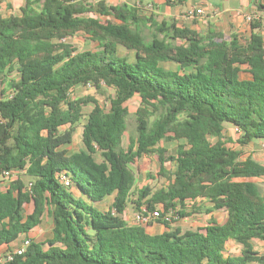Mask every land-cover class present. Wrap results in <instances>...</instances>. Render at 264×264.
<instances>
[{
	"label": "trees",
	"instance_id": "obj_1",
	"mask_svg": "<svg viewBox=\"0 0 264 264\" xmlns=\"http://www.w3.org/2000/svg\"><path fill=\"white\" fill-rule=\"evenodd\" d=\"M139 10L104 0H26L21 14H0V179L4 171L18 173L0 190V246L39 225L45 213L53 221L50 239L31 240L10 260L1 255L3 264H264V253L251 242L264 240V194L246 180L264 176V164L241 159L242 151L224 140L227 123L241 145L264 140L261 21H251V36L242 43L236 34L228 41L213 29L200 33L154 22ZM94 11L121 23L86 15ZM147 22L155 31L150 40L141 25ZM78 31L100 49L80 51L63 41ZM118 45L135 50V59L119 55ZM162 61L194 70H167ZM244 64L249 78L240 76ZM79 84L112 87L115 94L103 106L92 96H73ZM135 94L145 107L138 109L137 134L124 148L126 102ZM90 101L96 105L84 123L85 148L69 153ZM163 139L180 141L175 153L157 146ZM148 153L158 154L157 176L165 184L135 191L130 163ZM114 192L109 210L92 204ZM200 198L226 208L225 223L213 219L183 231L158 219L167 230L151 234L123 217L129 203L137 211L146 205L187 217L194 213L188 202ZM29 203L34 209L26 213ZM230 239L243 245L241 254L227 253Z\"/></svg>",
	"mask_w": 264,
	"mask_h": 264
},
{
	"label": "rangeland",
	"instance_id": "obj_2",
	"mask_svg": "<svg viewBox=\"0 0 264 264\" xmlns=\"http://www.w3.org/2000/svg\"><path fill=\"white\" fill-rule=\"evenodd\" d=\"M90 1L96 2L94 0H90ZM86 15L98 18L103 22H105L108 19L107 17L108 15H101L100 13L95 12V11L86 13ZM114 19L116 20L115 17ZM143 33L146 39L150 40L153 33H155V31L152 26H145L143 27ZM160 35L162 36V34ZM63 41L71 43L80 51L98 50L100 48L99 43L97 41H93L90 38H88V36L83 31H78L74 34H69L63 38ZM119 54L125 55L131 61H133L136 56L135 50H130L126 47L121 49L119 51ZM160 65L164 69H167V70L172 69V70H177L180 72H190L194 70L193 66L182 68L179 63H176L174 61H162L160 62ZM240 69H241L240 76L242 78L250 77V73L248 72V65L246 64L241 65ZM0 88H1V83H0ZM114 91L115 90L112 87L104 86L103 89L99 90L93 87L92 85L79 84L74 87L72 91V95L75 97L87 96V95L92 96L101 105L108 106L110 97H113L115 94ZM95 105H96L95 101H90L88 104H86L83 107V116L81 118V121L76 125L75 131L73 133V140L67 146V149L69 150V152H75V151H79L85 148V145L83 142V136H82L83 125L84 123L87 122L89 113L95 107ZM126 105L129 108V115L127 117V128L122 138V146L124 148H126L127 145L129 144L130 137L137 134L138 109L143 106L145 107V104L142 102L141 96L139 94H135L131 99H129L126 102ZM158 113L159 111L156 112V115ZM156 115H153L152 119L155 118ZM226 127L227 129L225 130L224 140L227 142L228 146L242 151L241 159L252 157L253 159L264 164V140H255L249 143L248 145H241L237 142L238 135L236 134L232 125L227 123ZM211 140L214 142L216 138L212 137ZM157 146L164 147L167 150L166 152L167 154H170V153L173 154L177 150L178 141L175 139H163L158 143ZM95 157L97 160H101L102 158L99 152L95 154ZM166 166L168 169H171V170L175 169V166L170 161L166 163ZM130 168L132 169L136 177L135 191H137V189L142 188L145 185L158 188L165 184V179L161 176H157V172L160 168V162H159L157 153H148V154L143 155L141 158H138L135 162L130 163ZM151 176H154L156 178H151ZM23 177L25 179L28 178L25 175H23ZM246 180H250V181H254L258 183L260 186L261 192L264 194V176L250 177V178H246ZM212 205L213 203L205 198H200L196 200L194 203L193 201H190L188 204V211L189 212L192 211L194 213H192L191 215L187 217H174V219L170 221L169 223L172 227H179L183 231L187 229H197L199 227H204L207 221L211 218H214L220 223H223L225 220V216H226L225 215L226 210L224 208H219V209L212 208ZM128 207H129L130 214L133 215L134 213L137 212V208L133 203H129ZM209 208L212 209L210 212H208ZM33 209H34L33 203L26 204L27 213H31ZM176 215L177 214L174 213V216ZM152 223L164 224L162 221L158 219L151 221L149 225H152ZM257 246L260 247V245L258 244Z\"/></svg>",
	"mask_w": 264,
	"mask_h": 264
},
{
	"label": "crops",
	"instance_id": "obj_3",
	"mask_svg": "<svg viewBox=\"0 0 264 264\" xmlns=\"http://www.w3.org/2000/svg\"><path fill=\"white\" fill-rule=\"evenodd\" d=\"M25 1L26 0H0V14L3 16H9L11 14H21V7L24 5ZM94 1H98V0H94ZM104 1L109 5H123V4L137 5L140 8L139 13L145 17H151L154 22H162V21L175 22L176 25L180 27H184V26L190 27L192 29L197 30L200 33H207L210 29H213L217 32H221L224 35V38L228 41L231 40L233 34H236L242 43H246L251 36L252 29H251V21L249 20V18L253 17V19H259L261 21L262 25L257 30V32H260L264 39V7L260 6L261 4L264 5V0H104ZM147 4H152L153 7L149 8L147 7ZM198 7L204 8V14L195 15V16L189 14V10L196 9ZM107 17H108L107 20H110L115 23H121V21L117 19L115 20L112 15H108ZM141 25L143 28L145 26H152L153 23L147 22L146 24H141ZM120 46L121 45H118V53L121 49L125 48L124 46L121 47ZM121 56H125V55H121ZM82 136H83V130H82ZM179 142L180 141H178V145ZM69 153H73V152H69ZM8 182H9L8 180L0 179V190L6 189ZM74 192L78 196H80V193L78 191L74 190ZM115 196H116V192L105 197L103 200L99 202H93L92 204L101 211H107L112 207V204L115 200ZM224 209L226 210L225 212L226 216L223 223H225V221L228 218V210L226 208ZM134 215L135 213L133 215L129 213V207L127 206L126 210L123 213L124 219L129 224H134L133 221ZM213 219L214 218L209 219L207 223ZM150 223L143 226L146 228L147 232L151 234L162 233L163 231L167 230V227H165L164 224L162 223L159 224L152 223V225H149ZM52 229H53L52 218L48 215V213H45L39 225L35 226L29 232L22 233L17 239L12 241L11 243L1 245L0 256L5 255L8 252L14 251L15 249L19 248L22 245L23 241L27 238L38 242L46 241L47 239H50L52 237ZM251 242L256 251L260 253H264L263 239L253 238ZM257 244L260 245V247H258ZM242 249H243L242 244L237 243L234 239H230L227 241L226 250L228 254L239 255L241 254Z\"/></svg>",
	"mask_w": 264,
	"mask_h": 264
},
{
	"label": "built area",
	"instance_id": "obj_4",
	"mask_svg": "<svg viewBox=\"0 0 264 264\" xmlns=\"http://www.w3.org/2000/svg\"><path fill=\"white\" fill-rule=\"evenodd\" d=\"M147 7L152 8L153 5L147 4ZM189 14L192 16L202 15V14H204V8L198 7L196 9H191V10H189ZM249 20L252 21L253 17H250ZM16 177H18L17 172H15V171H4L2 176H1V179L12 180ZM62 178H63L64 183L66 185L70 184V180L65 175H62ZM29 186H31V183L29 184ZM174 213H176L175 209H170L169 211L163 213V210L161 208H156L154 210H151L146 205H142L141 210L137 211L135 213L133 221H134V224H136V225H146L149 222H151L153 220H157V219H163L164 221L170 222L174 219V217H178V215L174 216ZM30 243H31V239H28V238L25 239L19 248L15 249L14 251L7 253L6 259L10 260L13 258V256L15 254L24 253L26 251L27 247L30 245ZM4 260H5V258L0 256V264H3Z\"/></svg>",
	"mask_w": 264,
	"mask_h": 264
}]
</instances>
